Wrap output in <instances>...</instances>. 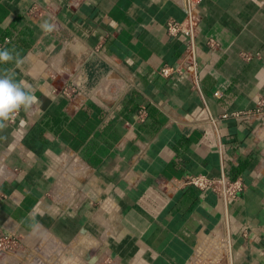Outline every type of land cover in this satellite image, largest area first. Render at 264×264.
Returning <instances> with one entry per match:
<instances>
[{
    "label": "crops",
    "instance_id": "obj_1",
    "mask_svg": "<svg viewBox=\"0 0 264 264\" xmlns=\"http://www.w3.org/2000/svg\"><path fill=\"white\" fill-rule=\"evenodd\" d=\"M187 5L0 0V38L26 58L17 79L42 101L0 132V232L23 240L0 251V264H67L64 252L78 263L84 228L102 252L97 264H196L217 239L228 264H264V0L198 4V84L160 74L185 51L166 24ZM44 20L56 26L50 35ZM64 84L80 93L67 98L56 89ZM224 171L246 184L237 199L161 186Z\"/></svg>",
    "mask_w": 264,
    "mask_h": 264
},
{
    "label": "built area",
    "instance_id": "obj_2",
    "mask_svg": "<svg viewBox=\"0 0 264 264\" xmlns=\"http://www.w3.org/2000/svg\"><path fill=\"white\" fill-rule=\"evenodd\" d=\"M81 1L82 0H70V7L78 6ZM202 1L203 0H188L186 16L181 20L174 18L168 20L166 24L168 33L171 36H184L186 38V48L176 65L171 66L166 64L161 68L160 74L162 76L170 77L175 74H189L193 77L194 83L198 84L197 37L199 35L201 15L197 10V6ZM10 40V37L0 38V48L6 47ZM207 44L212 47L219 46V43L212 39L209 40ZM243 55L246 59L251 58L249 54L245 53ZM56 89L61 91L62 94L69 99L74 98L80 93L77 86L70 84H64ZM215 95L219 96L220 92H215ZM256 111H264V97L258 101ZM147 116V109L143 106L137 114V121L145 122ZM221 117L227 118L229 114L225 113ZM188 185L195 186L203 191H212L223 201L237 199L246 187L242 178L233 179L229 171H224L219 176L189 174L185 179H164L161 182V186L165 192L178 191ZM18 245H23V240L20 236L0 232V251L12 252L19 247Z\"/></svg>",
    "mask_w": 264,
    "mask_h": 264
},
{
    "label": "clouds",
    "instance_id": "obj_3",
    "mask_svg": "<svg viewBox=\"0 0 264 264\" xmlns=\"http://www.w3.org/2000/svg\"><path fill=\"white\" fill-rule=\"evenodd\" d=\"M44 35H50L55 31V24L44 20L40 24ZM26 58H22L15 49L7 47L0 48V65L14 64V68H0V132L8 128L9 123L14 121L19 113L30 114L39 110L42 101L35 94L36 88L25 79H17L15 69H21ZM0 139H7L6 136H0ZM28 227L33 234L40 230V224L32 213L27 217Z\"/></svg>",
    "mask_w": 264,
    "mask_h": 264
},
{
    "label": "rangeland",
    "instance_id": "obj_4",
    "mask_svg": "<svg viewBox=\"0 0 264 264\" xmlns=\"http://www.w3.org/2000/svg\"><path fill=\"white\" fill-rule=\"evenodd\" d=\"M20 247L21 246H19L18 248ZM76 254L78 255V253ZM227 254H228L227 245L222 243L221 241L218 242V239H217L215 240V244L213 243L209 247L207 253L200 255V260L198 259L199 261H197L196 264H228L225 259ZM64 261L67 264H75V262L72 259H65ZM86 263H87L86 260L82 258L81 256H79L77 264H86ZM104 264H118V263L109 261Z\"/></svg>",
    "mask_w": 264,
    "mask_h": 264
},
{
    "label": "water",
    "instance_id": "obj_5",
    "mask_svg": "<svg viewBox=\"0 0 264 264\" xmlns=\"http://www.w3.org/2000/svg\"><path fill=\"white\" fill-rule=\"evenodd\" d=\"M82 234L85 235L77 246L73 248L74 253H78L79 256L86 260V264H97L101 258L102 252L93 254V250L98 248L97 240L93 239L94 235L91 232H88L85 228L82 229ZM67 252H64L62 255V260L67 259ZM75 264H77L75 262Z\"/></svg>",
    "mask_w": 264,
    "mask_h": 264
},
{
    "label": "trees",
    "instance_id": "obj_6",
    "mask_svg": "<svg viewBox=\"0 0 264 264\" xmlns=\"http://www.w3.org/2000/svg\"><path fill=\"white\" fill-rule=\"evenodd\" d=\"M8 44H9V43H8ZM8 44H7V45H8ZM7 45H6V47H7ZM146 107H147V106H146ZM147 109H148V107H147ZM240 171H241V170H240ZM240 171H238V172H240ZM230 174H231V177H232L233 179H236V175H235V174L233 175V172L230 173Z\"/></svg>",
    "mask_w": 264,
    "mask_h": 264
}]
</instances>
